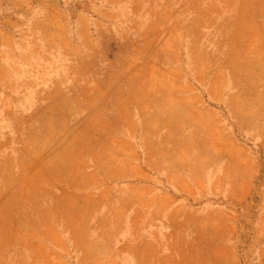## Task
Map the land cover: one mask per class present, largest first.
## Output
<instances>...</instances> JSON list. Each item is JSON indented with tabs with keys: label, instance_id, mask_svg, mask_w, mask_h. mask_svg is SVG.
Wrapping results in <instances>:
<instances>
[{
	"label": "rangeland",
	"instance_id": "374dc122",
	"mask_svg": "<svg viewBox=\"0 0 264 264\" xmlns=\"http://www.w3.org/2000/svg\"><path fill=\"white\" fill-rule=\"evenodd\" d=\"M0 264H264V0H0Z\"/></svg>",
	"mask_w": 264,
	"mask_h": 264
}]
</instances>
